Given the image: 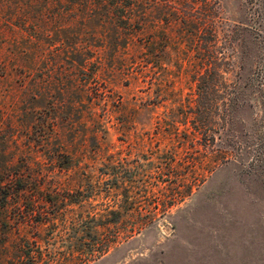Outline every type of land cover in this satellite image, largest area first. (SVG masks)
<instances>
[{"label":"rangeland","instance_id":"rangeland-1","mask_svg":"<svg viewBox=\"0 0 264 264\" xmlns=\"http://www.w3.org/2000/svg\"><path fill=\"white\" fill-rule=\"evenodd\" d=\"M166 1L157 0L144 22L141 38L154 42L152 63H141L133 71L122 63L117 72L95 76L97 85L89 89L92 98L93 92L104 90L122 101L119 112L103 124L105 162L110 155L120 160V177L130 197L156 203L141 210L143 215L152 211V222L91 264H264V0ZM14 9L13 0H0V94L5 97L0 114L7 117L0 124V162H17L25 155L30 171L24 179L39 169L49 173L60 185L56 199H65L61 210L79 211L70 202L77 199V187L86 190L100 182L104 189L105 183H114L118 170L107 171L98 162L94 169L82 165L83 171L59 172L42 164L45 157L35 147L25 146V131L32 133L31 125L41 114L45 120L52 117L53 98L65 97L53 90L50 99L48 94L15 102L30 95L19 87L20 73L13 67L22 47ZM67 30L74 33L76 28ZM67 51V62L77 60L75 52ZM54 77L63 79L70 91L62 109L66 113L68 105L80 101L79 94L72 88L73 76ZM98 104L101 116L104 102ZM72 119L77 134L81 128L74 115ZM87 134L75 135V141L92 158L99 141ZM40 181L37 187H47L46 180ZM145 187L151 189L147 199L139 197L138 190ZM21 193L5 208L0 204V217L21 226L8 238L0 226V246L8 249L18 239H34L32 227L20 224L24 216L32 210L50 211L45 194L30 204L35 193ZM64 236L49 249L66 251L73 233L68 230Z\"/></svg>","mask_w":264,"mask_h":264},{"label":"trees","instance_id":"trees-1","mask_svg":"<svg viewBox=\"0 0 264 264\" xmlns=\"http://www.w3.org/2000/svg\"><path fill=\"white\" fill-rule=\"evenodd\" d=\"M13 1L14 11L17 13L15 19L18 23L15 26L20 33L19 40L22 45L16 50L17 64L13 67L20 73L19 87L27 89L30 95L27 99L19 96L15 102L23 104L28 100L42 99L48 94L50 99L53 98L51 93L53 90L63 93L61 95L65 97L62 100L53 98L49 104L53 112L52 117L45 120L41 114L39 122L31 125L32 133H29V130L25 131L24 137L28 141L25 146L29 150L35 147L36 152H41L45 157V163L42 164L58 168L59 172L70 169L83 171L82 165H86L87 169H94L100 162L107 171L108 168L114 167L118 173H114L116 174L114 183L110 186L105 183L104 189L100 182L89 185L86 190L77 187L75 190L77 199L74 201L70 199V202L81 209L71 211L66 207L61 210L59 205L61 202L64 203L65 199H56L59 197L60 185L49 173L41 174L39 169V172L29 176V180L24 179L26 176L24 172L30 171L28 163L23 160L25 155L18 156L17 162L15 159L0 162L2 208L24 191L28 192V195L35 193L31 198L28 197L30 204L36 198L42 197L38 194H45V203L50 207V211L32 210L23 217L20 224L26 223L32 227L34 239H18L13 242V249H8L5 244L1 245L0 264H91L132 237L153 219L150 209L148 215H143L141 210L151 208L153 204L156 206V203L143 204L136 196L130 197L120 177L123 169L120 160L114 159L112 155L106 157L110 158L106 159V162L104 160L103 152L107 149L102 147L100 138L101 134H107V131L104 130L103 124L105 118L119 112L122 101L114 93L107 95L104 90L100 92L96 90L93 92L95 97L92 98L89 89L93 91L97 85L95 76L117 72L120 67H124L122 63L131 71L137 66L140 67L141 63H152L154 42L151 37L145 42L141 37L145 19L153 14L157 0ZM176 6L180 4L176 3ZM69 28L76 30L69 33L67 30ZM89 38L90 43L87 40ZM69 48L77 54V60L67 62L63 58V54L66 55ZM55 73L61 77L73 76L72 88L79 94L77 96L80 101L76 102L77 105L75 103L72 106L68 105L69 111L66 113L62 109L68 101L70 91L64 87L63 79H55ZM92 75L93 77L89 79ZM87 76L88 78L83 79ZM129 77L134 78L131 73ZM111 96H116L117 99L111 102L108 100ZM4 98V94H0V104ZM88 100L89 107L83 110V105ZM97 102L99 107L104 102L101 116L96 112ZM71 113L81 128L77 134L74 133L77 129ZM6 119L7 117L0 114V124ZM84 130L88 131V137L99 141L92 158L85 153V146L75 141V135L78 138V134ZM5 155H9V151H6ZM40 180H46L47 187H37ZM138 191L139 195L142 194L140 198L147 199L151 189L145 187ZM51 192L53 194H50ZM179 194L185 197L189 191ZM84 204L87 205L85 210ZM162 205L166 207V204ZM124 214H129L132 218L126 219ZM0 226L3 227L6 238L12 231L17 232L21 227L19 222H10L8 218L2 216ZM68 230L73 233V237H70L66 251L50 250L52 242H57V238L63 241ZM42 244H45V249Z\"/></svg>","mask_w":264,"mask_h":264}]
</instances>
